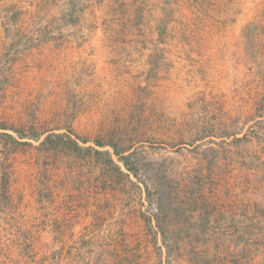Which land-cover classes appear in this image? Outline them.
<instances>
[{
  "label": "rangeland",
  "instance_id": "374dc122",
  "mask_svg": "<svg viewBox=\"0 0 264 264\" xmlns=\"http://www.w3.org/2000/svg\"><path fill=\"white\" fill-rule=\"evenodd\" d=\"M0 264H264V0H0Z\"/></svg>",
  "mask_w": 264,
  "mask_h": 264
},
{
  "label": "trees",
  "instance_id": "16d2710c",
  "mask_svg": "<svg viewBox=\"0 0 264 264\" xmlns=\"http://www.w3.org/2000/svg\"><path fill=\"white\" fill-rule=\"evenodd\" d=\"M4 135H8L9 137H12L9 134H4ZM18 136H19V138H24L25 137V136H23L22 133H19ZM53 136H54V134H52V135L51 134H48V135L44 136V138L41 140L40 144H45L48 141H51V139H52ZM54 137H56L59 140H62L63 137H64V134H55ZM30 138L33 139V140H38L40 138V135H38V134H32L30 136ZM67 139H68V141L73 142L74 143V147H76V148H79V149H91V147L81 148V146H79L70 136H68ZM112 147H113L114 154L117 155V156H119L120 159H121V161L126 166H128V161H127L128 155H121L123 153L122 151H120L119 149H117L115 146H112Z\"/></svg>",
  "mask_w": 264,
  "mask_h": 264
}]
</instances>
